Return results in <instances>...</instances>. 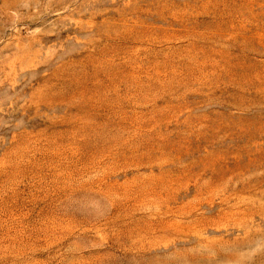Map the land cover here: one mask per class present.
Wrapping results in <instances>:
<instances>
[{"label": "rangeland", "instance_id": "obj_1", "mask_svg": "<svg viewBox=\"0 0 264 264\" xmlns=\"http://www.w3.org/2000/svg\"><path fill=\"white\" fill-rule=\"evenodd\" d=\"M0 264H264V0H0Z\"/></svg>", "mask_w": 264, "mask_h": 264}]
</instances>
